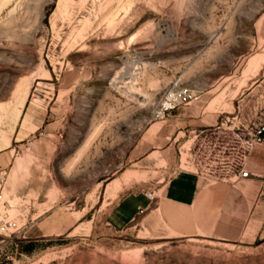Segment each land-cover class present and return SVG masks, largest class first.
I'll use <instances>...</instances> for the list:
<instances>
[{"label":"rangeland","instance_id":"obj_1","mask_svg":"<svg viewBox=\"0 0 264 264\" xmlns=\"http://www.w3.org/2000/svg\"><path fill=\"white\" fill-rule=\"evenodd\" d=\"M262 127L264 0H0V264H264V145L214 238L106 220Z\"/></svg>","mask_w":264,"mask_h":264},{"label":"crops","instance_id":"obj_2","mask_svg":"<svg viewBox=\"0 0 264 264\" xmlns=\"http://www.w3.org/2000/svg\"><path fill=\"white\" fill-rule=\"evenodd\" d=\"M223 152V160L207 170L211 171L210 174L181 171L164 186L163 194H155L153 201L145 194L122 198L108 213L107 224L120 232L137 216L150 211L149 215H157L166 230L176 238H214L216 233L226 229L223 225L235 215L236 185L248 182L253 174V151L246 153L243 150L239 158L234 148L229 147ZM242 165L249 173L246 178L237 176ZM141 209L143 213H140Z\"/></svg>","mask_w":264,"mask_h":264},{"label":"built area","instance_id":"obj_3","mask_svg":"<svg viewBox=\"0 0 264 264\" xmlns=\"http://www.w3.org/2000/svg\"><path fill=\"white\" fill-rule=\"evenodd\" d=\"M184 95L187 94V91H184L183 93ZM170 102V101H168ZM168 103H165L163 105V112H167L169 110L170 107H168ZM171 108H174V106H172ZM257 145H264V127H262L259 131H258V134L255 136V138L251 139V140H247L246 141V146H245V151L246 153H250L254 150V148L257 146ZM237 176L238 177H242V178H246L249 176V173L247 171L244 170V165H242L238 171H237ZM145 196L153 201L155 198H156V195L155 193H152V192H148V193H145ZM144 210H140V213H143ZM8 228L3 226L1 228L2 231H5L7 230Z\"/></svg>","mask_w":264,"mask_h":264}]
</instances>
